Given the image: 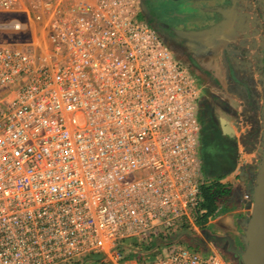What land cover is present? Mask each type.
<instances>
[{
    "label": "built area",
    "instance_id": "2783aa9c",
    "mask_svg": "<svg viewBox=\"0 0 264 264\" xmlns=\"http://www.w3.org/2000/svg\"><path fill=\"white\" fill-rule=\"evenodd\" d=\"M0 12L42 39L0 46V264H228L180 239L205 213L200 90L140 0Z\"/></svg>",
    "mask_w": 264,
    "mask_h": 264
},
{
    "label": "rangeland",
    "instance_id": "374dc122",
    "mask_svg": "<svg viewBox=\"0 0 264 264\" xmlns=\"http://www.w3.org/2000/svg\"><path fill=\"white\" fill-rule=\"evenodd\" d=\"M140 10V19L151 23L197 82L198 116L205 142L217 140L229 155L230 163H213L206 171V184L218 181L220 176L222 182L249 161L245 172L250 190L232 202L233 188L226 185L231 187L230 195L220 198L216 216L212 217L214 222L222 215L234 214L238 233H219L214 226L207 231L190 228L181 230L180 239L192 245L206 239L228 264H243L252 214L244 196L254 198L260 168L255 170L252 162L258 159L261 167L264 160V0H140ZM16 17L0 12V46L39 45L42 39L34 36L39 26L28 23L27 31H15L9 23ZM206 37L218 40L215 48L203 41ZM199 56L218 60L224 73L204 68ZM224 121L231 132L224 130ZM240 177L244 176L237 179ZM208 251L203 248L201 255L207 257Z\"/></svg>",
    "mask_w": 264,
    "mask_h": 264
},
{
    "label": "crops",
    "instance_id": "0c3cea01",
    "mask_svg": "<svg viewBox=\"0 0 264 264\" xmlns=\"http://www.w3.org/2000/svg\"><path fill=\"white\" fill-rule=\"evenodd\" d=\"M203 41L205 43L211 45L213 48H215L218 40L213 38V37L212 38L206 37L203 39ZM213 48L210 47L211 50H213ZM213 56H214V54H213ZM198 59L200 61V64L204 68H206L207 70L212 71V72H216L219 70V71H221L222 74L224 73L223 67L221 66V64H219L218 60H214L213 58H206L203 56H199ZM251 162H252V160L250 161V163ZM252 163H253V167L255 170H256V168L258 169V167L260 168L258 159H255ZM248 164H249V161L243 162V164L240 165V168H238L237 172H235L231 175H228L221 182L224 185L232 186V188H233V193H232L233 194V197H232L233 201L232 202H234V198L242 196L241 193L244 194V193H246V191L250 190V188H251V187H249L251 182H250V180H248L247 173L245 172L246 169L248 170V168H247V167H249ZM238 175H241L244 177H240V180H238L237 179ZM245 196H244V198H245ZM248 197L249 198L245 199V200H246L247 206H249V209H251V207H253V199L251 198V195H249ZM236 211H238V210H236ZM242 213L244 214V211ZM236 217L237 216H235L234 214H225V215H222L221 217H219L217 219L215 217L216 220L214 222L212 221V218H210L209 222L206 224V226L204 228V231H207L209 228L212 229L214 226V228H215L214 231H217L219 233H226V234L238 233V225H236L237 223L235 222ZM206 243L207 244L209 243L210 245H212V243L206 239L204 242H202L201 244H197V245L203 246Z\"/></svg>",
    "mask_w": 264,
    "mask_h": 264
},
{
    "label": "trees",
    "instance_id": "16d2710c",
    "mask_svg": "<svg viewBox=\"0 0 264 264\" xmlns=\"http://www.w3.org/2000/svg\"><path fill=\"white\" fill-rule=\"evenodd\" d=\"M202 158L204 163V172L211 169L213 163H230L228 153L221 148L217 140L205 142V136L203 132L202 137ZM222 176L216 182L205 184L201 187V193L203 202L200 206V210H205V213L199 215L198 212L195 215V224L201 229L205 228L209 219L215 216L218 210V201L220 198L228 197L230 195V188L221 183ZM101 255H93L90 260L98 262L101 259Z\"/></svg>",
    "mask_w": 264,
    "mask_h": 264
},
{
    "label": "water",
    "instance_id": "95a60500",
    "mask_svg": "<svg viewBox=\"0 0 264 264\" xmlns=\"http://www.w3.org/2000/svg\"><path fill=\"white\" fill-rule=\"evenodd\" d=\"M247 236L248 250L242 255L243 264H264V160L260 167L253 198L252 214Z\"/></svg>",
    "mask_w": 264,
    "mask_h": 264
},
{
    "label": "bare ground",
    "instance_id": "6f19581e",
    "mask_svg": "<svg viewBox=\"0 0 264 264\" xmlns=\"http://www.w3.org/2000/svg\"><path fill=\"white\" fill-rule=\"evenodd\" d=\"M224 123H225V130H226L227 132H231L230 127L226 125V122H225V121H224ZM232 130H233V129H232Z\"/></svg>",
    "mask_w": 264,
    "mask_h": 264
}]
</instances>
